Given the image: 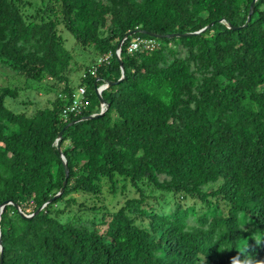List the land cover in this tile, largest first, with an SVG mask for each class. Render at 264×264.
Segmentation results:
<instances>
[{"label":"trees","instance_id":"16d2710c","mask_svg":"<svg viewBox=\"0 0 264 264\" xmlns=\"http://www.w3.org/2000/svg\"><path fill=\"white\" fill-rule=\"evenodd\" d=\"M252 2L0 0V205L45 204L31 218L4 208L2 264H264V0L250 14ZM134 38L154 48L128 53ZM104 85V114L87 119ZM34 90L44 101L19 99Z\"/></svg>","mask_w":264,"mask_h":264},{"label":"water","instance_id":"95a60500","mask_svg":"<svg viewBox=\"0 0 264 264\" xmlns=\"http://www.w3.org/2000/svg\"><path fill=\"white\" fill-rule=\"evenodd\" d=\"M254 2H255V0H253V2H252V4H251V7H250V14H251V12H252V10H253ZM249 16H250V15H249ZM248 20H249V17H248ZM208 28H209V27H205V28H203L202 30H200L199 32H195V33H191V34H184L183 36L198 35V34H200V33L205 32ZM132 35H133V33H127V34L123 37V39L118 43L117 50L119 51V53H120V49H121V47H122V44H123V41L125 40V38H127V37H129V36H132ZM153 36H155V35H153ZM157 37H158V36H157ZM168 37H169V38H174V37H179V35L174 34V35H170V36H168ZM120 69H121V70H120V71H121V74L123 75V74H124V69H123V67H122V63H120ZM122 79H123V77H122L118 82H120ZM118 82H117V83H118ZM113 84H115V83H113V82H112V83H109V84H108V87H109V86H112ZM99 88H101V91L104 89L102 86L99 87ZM99 88H98V89H99ZM102 88H103V89H102ZM98 89H97V90H98ZM97 97L99 98L100 105H104V102H103V100L101 99L100 94H97ZM103 114H104V112H100V113H98V114H96V115H91V116H89L87 119L97 118V117L102 116ZM81 120H83V119H81ZM76 122H77V121H74V122H72V123H69V124L66 126V128H68L70 125H72V124H74V123H76ZM61 136H62V132H60V133L58 134V140L61 138ZM59 152H60V150H59ZM61 158H62V161H63L64 167H65V178L67 179V177H68V169H67V167H66V161H65V159H64L63 156H61ZM65 184H66V181L63 182V186H65ZM62 190H63V189H61L60 192L57 193V194L54 196V198H57V197L61 194ZM8 205H13V206L17 209V211H18V212H19L24 218H31L32 216L37 215V214L43 209V207L45 206V204L42 205L41 207H39V208L36 210V212H35L34 214H32V215H30V216H26V215H24V214L21 212L20 208H19L16 204H13L11 201H6V202H4V203H2V204L0 205V218H1V215H2V213H3L4 208H5L6 206H8ZM0 264H2V247H1V244H0Z\"/></svg>","mask_w":264,"mask_h":264},{"label":"rangeland","instance_id":"374dc122","mask_svg":"<svg viewBox=\"0 0 264 264\" xmlns=\"http://www.w3.org/2000/svg\"><path fill=\"white\" fill-rule=\"evenodd\" d=\"M31 1L36 2V0H31ZM63 36L66 38V41H67L66 47L68 49L71 47V45L75 44L73 37L69 33L65 32V33H63ZM73 47L74 46H72V48ZM79 57H80L79 54L75 53V58L78 60V64H76L77 67H79L82 64V61L85 59L83 56L80 59H79ZM6 74H8V76L10 75L8 72H6ZM0 83L3 85H6V82H5L3 77L0 78ZM34 87H35V85H33V88ZM105 88L106 87H104V89ZM26 98L29 100L37 99V101H39V102L44 101V98L39 96V93H37L35 90L34 91H26V92L20 94L19 99L26 100ZM8 104L10 105V104H12V102L8 101ZM14 108H16V106ZM20 108H22V107H20ZM26 109H28V112L32 111V107H26ZM118 192L120 193V191H118ZM104 194H106L104 196L106 197L107 204L108 203H116L119 199H121V195H119L118 193H117V196L115 198L111 197L110 195H107V193H104ZM78 201H81V200L78 199ZM117 207H118V204H117Z\"/></svg>","mask_w":264,"mask_h":264},{"label":"built area","instance_id":"2783aa9c","mask_svg":"<svg viewBox=\"0 0 264 264\" xmlns=\"http://www.w3.org/2000/svg\"><path fill=\"white\" fill-rule=\"evenodd\" d=\"M139 47H143L146 49H150L152 50L154 48V42L151 40H146V39H141V38H134L130 45L127 48L128 53H132L134 51H136L137 49H139ZM119 51H116V56L119 58ZM104 87H107V85H104ZM102 88V89H103ZM104 90V89H103ZM101 88L97 90V94H100ZM84 95V89L79 88L78 92L76 93L75 97H74V101H73V106L69 109L70 112L77 114L79 111V108L81 107V98ZM101 105V111L104 112L105 111V106Z\"/></svg>","mask_w":264,"mask_h":264}]
</instances>
